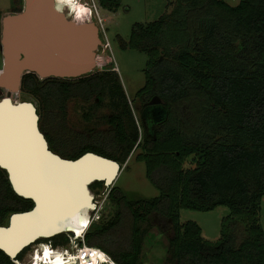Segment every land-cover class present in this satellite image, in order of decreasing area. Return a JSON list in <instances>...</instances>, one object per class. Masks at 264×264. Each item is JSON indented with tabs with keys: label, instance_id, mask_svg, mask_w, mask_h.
I'll return each instance as SVG.
<instances>
[{
	"label": "trees",
	"instance_id": "trees-1",
	"mask_svg": "<svg viewBox=\"0 0 264 264\" xmlns=\"http://www.w3.org/2000/svg\"><path fill=\"white\" fill-rule=\"evenodd\" d=\"M99 2L113 12L121 6V0ZM169 5L170 12L135 23L130 39H122L124 47L149 56L146 83L136 96L140 124L116 71L71 79L27 72L22 97L36 101L53 151L73 159L93 151L123 165L140 149L137 158L160 190L156 197L130 199L118 185L108 188L115 214L104 224L91 223L88 246L106 251L117 264H141L144 236L157 215L172 229L169 264H264V0L236 5L170 0ZM2 18L0 9V33ZM94 98L97 106L108 98L114 113L103 120L109 128L77 133L69 125V102ZM102 187L103 180L91 184L92 190ZM33 205L0 166V225ZM221 205L232 217L223 220L215 242L204 240L196 221L181 220L182 209L212 211ZM237 224L245 231L240 243ZM70 240L65 232L38 242L65 246ZM29 249L16 257L0 249V264H20Z\"/></svg>",
	"mask_w": 264,
	"mask_h": 264
},
{
	"label": "water",
	"instance_id": "water-1",
	"mask_svg": "<svg viewBox=\"0 0 264 264\" xmlns=\"http://www.w3.org/2000/svg\"><path fill=\"white\" fill-rule=\"evenodd\" d=\"M61 9L56 10L55 0H24L21 11L2 18L3 71L0 78L8 84L10 92L0 100V122L18 121L23 128L19 130L20 142L18 139L17 145L12 142L14 147L0 151V166L7 170L14 190L34 202L32 208L12 213L8 224L0 225V249L12 257L41 238L73 232L70 224L80 212L90 213L91 219L96 207L91 184L103 180L106 186H113L123 169L119 161L93 151L74 159L53 151L41 130L37 105L33 101L12 98V91L20 89L26 72H35L41 78H77L95 71L97 51L102 44L98 25L87 16L77 20L70 16L68 9ZM19 151L22 152L19 154ZM76 169L82 170L80 179L69 178L68 170L74 172ZM29 183L80 185L85 204L57 220L21 230V223L29 222L39 208V200Z\"/></svg>",
	"mask_w": 264,
	"mask_h": 264
},
{
	"label": "rangeland",
	"instance_id": "rangeland-1",
	"mask_svg": "<svg viewBox=\"0 0 264 264\" xmlns=\"http://www.w3.org/2000/svg\"><path fill=\"white\" fill-rule=\"evenodd\" d=\"M226 1L231 5H236L240 2V0ZM94 2L104 18V25L109 37V46L107 49L103 50L102 46H100L97 51L98 64L94 72L110 70L118 73L130 100L134 115L140 124L142 114L141 103L136 96L137 92L146 83L145 69L149 56L146 52L124 47L122 45V39L125 41L130 39L135 23H149L156 20L161 14L170 12L173 6L169 5L170 0H121L119 10L113 12L104 8L99 0H94ZM21 8H24V0H0V9L3 11V17L9 13L18 12L15 11V9ZM90 19L96 22L94 16L91 15ZM1 35L2 29L0 33V74L3 71ZM0 87L4 89L7 95L10 87L8 84L4 83L1 78ZM6 95L1 94L0 100ZM12 97L16 101L24 100L20 89L13 90ZM97 99L98 98H94L89 102L76 99L69 102V125L77 133L87 132L91 128L101 130L109 128L108 123L103 120V117L111 115L114 113V110L108 104V98H105L100 106L94 104ZM27 100L33 101L31 98ZM33 102L37 104L36 101ZM144 128L142 129L140 126L142 134ZM139 152L140 149L133 152L126 163L122 165L123 169L114 185H118L122 188L130 199L156 197L160 195V190L148 178L146 163L137 158ZM113 186L92 190L96 207L92 210V216L87 226L88 229L92 222L104 224L114 216L115 206L107 198L108 188ZM229 217H232V212L226 205H221L212 211L181 210V220L183 222L194 220L199 223L202 227V236L204 240L209 242H215L221 237L223 220ZM260 220L264 228V197L261 204ZM145 226H147V223L142 224V227ZM69 233L71 237H75L74 232H68V234ZM236 233L238 235L237 243H240L245 238L243 225L237 224ZM171 234L172 229L170 224L168 222L165 223L159 216L155 215L153 217L152 227H150L144 236L142 253L140 256L141 264H169L168 242ZM72 241L73 240H70V243L64 247L72 252L73 250L79 251V243L82 244V242L75 241V243H73ZM41 245L52 246L53 244L47 241H37L30 244V249L26 252L20 264H30L31 261H34L31 253ZM53 246L56 248L63 247ZM39 250L36 252L37 254Z\"/></svg>",
	"mask_w": 264,
	"mask_h": 264
},
{
	"label": "bare ground",
	"instance_id": "bare-ground-1",
	"mask_svg": "<svg viewBox=\"0 0 264 264\" xmlns=\"http://www.w3.org/2000/svg\"><path fill=\"white\" fill-rule=\"evenodd\" d=\"M84 1L85 0H64V2L61 3L60 6L61 8L68 7L69 11L72 12V17H75V19L77 17L78 10L83 8L84 11L80 13V17L84 18L87 16L90 18L91 15L93 16V12L90 8H88L87 4H84ZM8 92H10V88ZM0 124L2 125L0 128V151L3 150L5 152V149L8 146L14 147L12 142L14 143V145H17L18 139L20 142L21 134L19 130L23 128V125H21V122L14 120H1ZM17 151L18 149L15 150V152ZM21 152L22 151H19V154ZM17 153L13 155L15 159L17 157ZM64 173L66 176V172ZM81 173L82 170L80 169H76L74 172L68 170L67 176L69 178L76 177L80 179L79 176H81ZM29 184H32L31 187L34 189L33 191H35L36 197L39 200V208L33 218L29 220V222L23 221V223H21V227L23 228L21 230L30 227L29 225L43 223L48 220H57L59 219V216L62 217L63 215L72 212L77 207L85 204V194L82 191L80 185L77 186L74 183ZM85 213L80 212L79 214L75 215L70 224V227L73 228V232L76 235L75 237L73 236L75 240L79 237L77 236V234H79L80 236L82 235L81 233L84 231L86 225L90 220V213ZM42 248L43 249H41V252L39 250L34 264H78L79 261V264H96L101 259V255L98 252H90L89 250L85 249H79V251L73 250V252L70 250H66L63 254L61 253L59 255L56 253L55 255H53L48 246L42 245ZM93 253H96V255H92ZM32 263L33 261H31L30 264Z\"/></svg>",
	"mask_w": 264,
	"mask_h": 264
},
{
	"label": "built area",
	"instance_id": "built-area-1",
	"mask_svg": "<svg viewBox=\"0 0 264 264\" xmlns=\"http://www.w3.org/2000/svg\"><path fill=\"white\" fill-rule=\"evenodd\" d=\"M84 4H87L88 8H90L92 10V14L95 18V21H96V24L98 25L99 27V30H100V35H101V38H102V44L100 46H102L103 50H106L107 47L109 46V37H108V34H107V29L105 28V25H104V18L103 16L101 15V13L99 12V9L97 8L96 6V3L94 2V0H92V2L90 1H87V2H84ZM100 48V47H99ZM88 224L86 225V228L84 229L83 231V234H82V244H79L80 245V248L81 250L85 249V250H89L90 252L94 251V252H98L102 249L100 248H97V247H91V246H88L85 242V233L87 232V229H88ZM72 242H74V239L72 238ZM50 249V251H52L53 255L55 253H58L59 255L62 253H64V251L66 250H69L67 249L66 247H60V248H56L54 247L53 245L52 246H48ZM40 248L37 247L33 253H31V256H32V259L34 260L32 264L35 263L36 261V252H38ZM104 251V250H103ZM41 252V251H40ZM103 254H105L107 256V258L109 259L110 261V264H117L113 258L106 252L104 251Z\"/></svg>",
	"mask_w": 264,
	"mask_h": 264
},
{
	"label": "clouds",
	"instance_id": "clouds-1",
	"mask_svg": "<svg viewBox=\"0 0 264 264\" xmlns=\"http://www.w3.org/2000/svg\"><path fill=\"white\" fill-rule=\"evenodd\" d=\"M87 1H90L91 2V0H85L84 2H87ZM64 2V0H55V8H56V10L57 11H61L62 9H61V7H60V5H61V3H63ZM84 11V9L83 8H81V9H79L78 10V12H77V17H76V19L77 20H80V13H82ZM68 12L70 13V16H72V12L71 11H69V8H68ZM81 234H83V232L81 233ZM86 234V233H85ZM76 236V235H75ZM82 235L81 236H79L76 240L74 239V242L75 241H79V242H82ZM72 238H73V236L71 237V240H72ZM80 244V243H79ZM45 246H48V245H45ZM40 248V251H41V249H43L42 248V245L39 247ZM50 249V248H49ZM103 250H100L99 251V254L101 255L100 257H101V259L96 263V264H110V261H109V259L107 258V256L105 255V254H103ZM56 254V253H55ZM54 254V255H55ZM58 254V253H57Z\"/></svg>",
	"mask_w": 264,
	"mask_h": 264
},
{
	"label": "flooded vegetation",
	"instance_id": "flooded-vegetation-1",
	"mask_svg": "<svg viewBox=\"0 0 264 264\" xmlns=\"http://www.w3.org/2000/svg\"><path fill=\"white\" fill-rule=\"evenodd\" d=\"M66 9H68V7H65ZM23 9V8H22ZM21 9V10H22ZM27 73V72H26ZM35 73V72H34ZM37 74V73H36ZM38 75V74H37ZM39 76V75H38ZM52 77V76H51ZM61 78H64V79H71V78H67V77H61Z\"/></svg>",
	"mask_w": 264,
	"mask_h": 264
},
{
	"label": "snow or ice",
	"instance_id": "snow-or-ice-1",
	"mask_svg": "<svg viewBox=\"0 0 264 264\" xmlns=\"http://www.w3.org/2000/svg\"><path fill=\"white\" fill-rule=\"evenodd\" d=\"M92 255H96V253H93Z\"/></svg>",
	"mask_w": 264,
	"mask_h": 264
},
{
	"label": "crops",
	"instance_id": "crops-1",
	"mask_svg": "<svg viewBox=\"0 0 264 264\" xmlns=\"http://www.w3.org/2000/svg\"><path fill=\"white\" fill-rule=\"evenodd\" d=\"M75 18V17H74Z\"/></svg>",
	"mask_w": 264,
	"mask_h": 264
}]
</instances>
